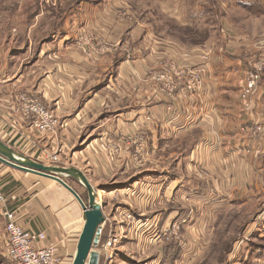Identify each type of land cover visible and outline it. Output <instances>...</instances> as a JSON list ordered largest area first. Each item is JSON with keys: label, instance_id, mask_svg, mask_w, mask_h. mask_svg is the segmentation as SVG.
I'll list each match as a JSON object with an SVG mask.
<instances>
[{"label": "crops", "instance_id": "obj_1", "mask_svg": "<svg viewBox=\"0 0 264 264\" xmlns=\"http://www.w3.org/2000/svg\"><path fill=\"white\" fill-rule=\"evenodd\" d=\"M55 2L21 0L8 22L16 36L0 38V139L39 162L58 151L65 166L87 175L104 204L101 244L120 237L114 253L100 245L99 264H197L219 213L264 207V131L253 137L240 129L264 126V76L252 115L242 111L237 83L264 38V0H210L209 22L227 16L228 33L215 41L208 27L205 48L196 49L210 51L205 87L190 98L177 94L174 110L150 77L169 41L143 36L149 30L133 14L121 20L120 11L113 17L90 0ZM79 25L97 47L76 45ZM23 96L56 112L57 133L31 126ZM64 180L88 203L82 183ZM0 191L26 230L46 234L36 247L54 244L57 264H73L85 212L72 192L1 161ZM252 226L241 231L252 243L242 257L264 264L255 220ZM238 237L225 248V264H242Z\"/></svg>", "mask_w": 264, "mask_h": 264}, {"label": "rangeland", "instance_id": "obj_2", "mask_svg": "<svg viewBox=\"0 0 264 264\" xmlns=\"http://www.w3.org/2000/svg\"><path fill=\"white\" fill-rule=\"evenodd\" d=\"M20 1L21 0H0V38L6 39L9 36H16L17 32L11 28L13 27V25L9 24L8 22L12 19L14 15V8L20 4ZM48 1L56 3L55 0ZM90 1L95 4H99L101 8L100 10L104 13V10H106V12L110 10V13H112L113 17L116 16L115 12L120 11V13L118 12L116 19L118 18L123 20V18H125L126 16L130 17L133 14L135 19H137L136 21L144 24L147 30H149L147 31V33L145 32L143 36L148 34L146 37L159 38L162 42L169 41L171 43L170 48L165 51L166 54L163 56V59L170 55H174L179 59H185L192 56L195 53L196 49L205 48L203 45L210 36V30L212 33L211 37H214L215 41L219 39V36L221 34L224 35L226 32L228 33L227 28H224L223 26V20L227 18V16L221 15L217 21H214L213 17V22H209V17L212 15V13L215 12L216 14V11L212 9L210 0ZM207 12L209 14H207ZM205 13L206 15H204L203 17L202 15ZM219 20L222 22H219ZM79 27L81 28L78 30V32L82 29H85L90 34L92 33V31L85 25H79ZM208 27L210 28V30ZM245 74L241 75V77L245 76ZM239 101L241 103L240 98ZM59 154L60 153L57 151V153L55 154L49 155L48 157H43L44 159L42 163L46 165L65 166L64 164H67L68 161H66L64 157L61 158ZM55 157L57 158L55 159ZM1 194L3 193L0 191V195ZM4 197L8 200V197L6 195H4ZM2 202L3 201L0 200V211H3ZM255 208L256 207L254 206H244V210L242 211L245 213L244 215L238 210L237 207L233 209H227L219 213L216 217V220L210 224L212 233L209 237V249L205 254L200 256L199 260H197V264H225L226 262H230H222L221 257L227 255V253L225 252L227 244L228 246H233L236 242L237 236H240L238 238L239 242H241L240 249H242L241 254H238V260L242 259V264H258L256 258L254 259V262H252L250 261V258L244 260V257H242L246 250L250 248L252 243L249 242L250 237L242 236L241 231L244 229V232L248 233L247 231L249 229H253L252 223L254 220L258 225V230H260L258 232V239H255L254 243L264 246V207L261 206L260 208ZM256 213H260V217H256L254 219ZM4 227H6V223L3 222V218L0 213V264H12L11 260L6 254L5 247L3 245L4 238H2V231L4 230ZM256 232L257 231H255V233ZM244 238L247 239L245 240V242H242ZM108 240L109 238L102 244L100 241L97 249L99 250V248H102L103 246L105 247ZM182 241L185 242L183 239ZM100 245H102V247H100ZM184 245L185 244H182L181 248H184Z\"/></svg>", "mask_w": 264, "mask_h": 264}, {"label": "built area", "instance_id": "obj_3", "mask_svg": "<svg viewBox=\"0 0 264 264\" xmlns=\"http://www.w3.org/2000/svg\"><path fill=\"white\" fill-rule=\"evenodd\" d=\"M74 42L78 46L97 47L96 38L85 29L77 32ZM256 50L253 59L249 61L245 76H239L237 81L241 107L248 115L254 114V97L264 76V38L257 41ZM209 60L210 52L201 49L185 59H179L174 55L167 56L156 70L150 71L151 80L159 85L160 94L169 102V110L175 109L174 101L177 94L181 93L183 97L190 98L203 90L208 78ZM22 110L26 119L31 121V126L38 133L58 132L60 118L38 98L23 96ZM240 129L249 132L253 137H258L263 133L264 126L260 123H253L252 126L242 125ZM0 200L3 201V214L6 219L5 251L12 264H57L59 262L58 247L54 244L36 247L35 243L44 240L46 234L26 230L19 223L16 211L8 207V200L3 194L0 195ZM119 243L120 237L117 234L111 235L105 245L107 252L114 253Z\"/></svg>", "mask_w": 264, "mask_h": 264}, {"label": "water", "instance_id": "obj_4", "mask_svg": "<svg viewBox=\"0 0 264 264\" xmlns=\"http://www.w3.org/2000/svg\"><path fill=\"white\" fill-rule=\"evenodd\" d=\"M0 161L22 171L54 179L72 192L85 212V223L78 240L73 264H99L100 252L97 247L101 241L102 227L106 218L103 211L104 204L99 201L98 192L87 175L77 167L46 165L33 160L26 155L17 153L1 139ZM64 177H72L84 185L89 195L88 203L84 202L75 189L64 180Z\"/></svg>", "mask_w": 264, "mask_h": 264}, {"label": "trees", "instance_id": "obj_5", "mask_svg": "<svg viewBox=\"0 0 264 264\" xmlns=\"http://www.w3.org/2000/svg\"><path fill=\"white\" fill-rule=\"evenodd\" d=\"M71 179H73L72 177H70Z\"/></svg>", "mask_w": 264, "mask_h": 264}]
</instances>
